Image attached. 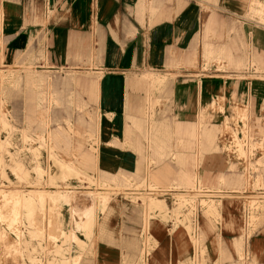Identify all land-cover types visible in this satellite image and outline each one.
<instances>
[{
  "label": "crops",
  "instance_id": "0c3cea01",
  "mask_svg": "<svg viewBox=\"0 0 264 264\" xmlns=\"http://www.w3.org/2000/svg\"><path fill=\"white\" fill-rule=\"evenodd\" d=\"M137 6L138 0H0V57L4 67L11 68L17 61H22L39 43L45 44L47 61L58 66L77 41L78 55L83 56L90 70L97 74V77L69 76L72 83L90 84L95 91L94 103L89 107L93 113L88 114L82 134L71 126L68 129L82 138H93L92 148L84 150L81 144L75 146L65 134L64 121H72V118L64 112L68 107L63 101L62 111L55 108L56 112L53 110L51 116H46L47 107L44 113L37 109V88L32 78L35 74H29L27 82L30 85L24 92L29 97L20 96L22 91L7 88L14 150L21 132L25 131L24 135L28 137L30 128L29 135L36 138L39 136L37 126L47 123L48 117L51 128L46 129L44 137L49 141L57 134V141L53 140L57 170L52 173L63 174L60 167L67 162L85 173L92 170L100 176H126L134 180L133 176L147 173L149 164L155 161L160 165L151 170L153 175H168L169 182L179 180L181 186L186 187L194 183L201 161V184L217 189L222 178L233 181L226 173L229 168L227 157L219 153L229 143L220 144L224 124L219 125L217 121L223 120L222 114L207 109L213 105L215 97H219L218 105L228 100L225 106L228 108L232 96L240 100L251 94L255 111L259 112L262 106L264 110V80H236L234 73L222 71H211L212 75L198 79L196 72L187 67L194 65L198 57L202 59L205 44L219 50L222 59L220 67L216 63L205 66L202 59V68L241 67L246 64V58L231 51L243 41L249 45L255 62L264 69V24L245 19L244 0H153L152 9L157 19L152 24H149V7L141 11ZM231 19L238 32V40L229 36L235 40V45L217 38L222 31H230ZM203 36L210 38L205 41ZM84 47H87L86 52ZM36 73V78L42 77L41 85H50L46 72ZM224 74L233 78H224ZM22 77L27 78L26 75ZM5 90L6 87L3 89L6 94ZM157 90L159 94H155ZM71 94L75 93L70 92L69 97ZM79 102L81 100L75 104ZM82 106L80 103L77 108ZM214 115L217 119L211 120V128L204 127V118ZM260 127L264 133V115ZM204 132L210 141H204ZM195 141L196 153L194 146L189 147ZM21 148L20 144L18 149ZM193 154L196 173L188 167ZM168 155L173 156L179 166L166 159ZM24 163L25 166L20 162L23 173L28 171L25 168H29V173L45 169L49 172L53 167L46 159H43L44 170L27 165V161ZM172 175H179V178H172ZM171 200L169 195L165 197L166 207L171 206ZM110 207L113 213L109 225L114 233L111 244L99 243L90 263L137 264L135 247L129 242L131 238L141 237L135 208L121 196L115 198ZM181 233L178 229L171 232L170 224L162 226L154 222L150 237L156 246L146 256L144 264H181L188 249L182 244ZM78 237L82 240L81 235ZM220 237L223 248L230 253V242L240 236L223 232ZM121 238L128 241L122 242ZM249 246L261 247L264 252V235L251 237ZM190 254L192 256L193 250ZM259 260L264 264V253Z\"/></svg>",
  "mask_w": 264,
  "mask_h": 264
},
{
  "label": "rangeland",
  "instance_id": "374dc122",
  "mask_svg": "<svg viewBox=\"0 0 264 264\" xmlns=\"http://www.w3.org/2000/svg\"><path fill=\"white\" fill-rule=\"evenodd\" d=\"M254 2L264 4V0H244V17L247 21L264 24V21L259 16L248 9L249 4ZM152 6L153 0H138V10L144 11L145 7H149L150 13L147 11L149 24H152L151 22L157 19ZM204 9L206 10V8ZM212 14L217 16L215 12H212ZM51 15L52 13H49V16ZM234 19L237 20V17H234ZM204 20L205 17L202 24H204ZM231 22L230 31L228 33L222 31L217 38L231 41V44L235 45V40H232L229 36L231 35L238 40V32L234 26L235 21L231 19ZM202 27L204 29V26ZM209 38V36H203L205 41ZM76 44L77 41L74 44L75 46H70L71 49L70 51L67 50L65 60L58 66H52L47 61L45 44L43 43H39L35 51H31L30 55L23 57L22 61H17L11 68L4 67L0 57L1 74L6 72L5 74L11 75L8 79L0 80V117L5 118V120L8 118L7 122H9L7 129L0 130V137L5 140V150L3 151L5 164L2 165L3 171L0 173L1 188L5 190L17 189L22 192H27L26 190L29 189L49 190L51 188L62 193L73 191V194L66 192L68 197L61 199L57 203L47 199L43 202L34 203L29 212L31 219L26 216L25 207L21 205L18 208V220L14 222H11L9 218L11 216L9 201L6 197V200L0 198V239L3 238L0 240V264H43V262H47L45 264H81L83 262L91 264L90 262L95 257L94 251L97 245L99 243L111 244L110 241L114 233L109 225V220L113 213L110 203L119 196L134 206V214L138 215L139 219L136 223L141 226V237L129 240L135 247L137 264H144V259L156 246V243L150 237L154 222H158L162 226L170 224L171 232L177 229L183 232L181 233L182 244L186 249L188 247L186 257L182 261L183 264H250L257 250L261 247H250L249 240L255 235H264V213H261L259 209V206H264V133L260 129L264 110L262 106L259 112L255 111V103L251 94L247 97L242 96L240 100L235 95L232 96L228 108L225 107L228 100L225 99L221 108L217 103L219 97H215L212 100L213 105L207 109H211L214 114H222L223 120L221 122H219L220 120L217 121L219 125H222V123L229 124V129L223 128L220 134V144H224L228 140L229 144L219 153L227 157L229 168L226 173L232 177L233 181L221 179L218 184L220 187L217 189L204 187L201 182L198 183L200 180H194L193 184L186 187L181 186L179 180L175 182L176 184L174 182V184H171L172 182H169L170 178L168 175L152 174L151 170L160 165L155 161H151L147 173L133 176L134 180L132 179V182L123 185H92L88 182V177L83 174L62 177L63 174L52 173L53 170H57L56 158L53 156V144L55 141L53 142L51 138L48 141L47 138L41 140L38 136L36 138L31 137L29 135L30 128L27 133L28 137L24 136V131L18 136L19 143L16 146V151L14 150V129L10 124L12 122L9 119L10 111L7 109L9 100L7 91L9 89L11 91H22L23 93L19 94L20 96L29 97V95L25 96L24 92L30 84L29 82L26 83V78L22 76L37 75V71L46 72L44 74H46L45 76L50 84L49 86L34 84L37 88V101L39 103V105L37 104V109L39 111L43 110L42 113H44V108L47 107L49 110H47L46 116H51L53 110L56 112L55 108H59L62 111L61 102L63 101L68 107L64 112L68 114L69 119L72 118V121H64L67 128L65 134L69 136L75 146L81 144L84 150L94 146L95 141L93 138L85 139L80 137L78 133L68 130L71 126L74 131L79 133L84 131L85 120L88 114L93 113V110H90L89 107L90 104L94 103L93 95L95 93L94 88L90 84L89 86L88 84L78 85L72 83L69 81V76L97 77V74L90 70L91 67L86 60L82 59L83 56L80 57L78 55L77 48L79 46ZM238 44L239 47L236 46L235 50L231 52L246 58V64L241 67L228 65L221 69H217L214 66L204 69L202 68V59L198 57L196 63L187 68L192 72H196L195 77L198 79L212 75L211 71H222L234 73L236 75L234 79L236 80L247 82L264 80V69L255 62L249 45H245L243 41H239ZM83 50L86 52L87 47H84ZM10 70L11 72H8ZM224 75V78H233L229 74ZM31 85L34 86L33 84ZM5 87L6 94L3 93ZM70 92L75 94H71L69 97ZM159 93V90L155 92V94ZM71 99H74V102H70ZM245 99L247 100L244 105ZM78 100H81V102L75 104ZM80 103L83 106L77 108ZM46 118L47 123L43 122V125L37 126L39 135L42 133L45 136L46 129L51 128V123L49 125L48 117ZM75 118H77V121ZM213 118L215 122L217 119L216 115L206 116L204 118V127L211 128L212 125L209 124L213 122L211 121ZM20 144L22 148L18 149ZM193 146L196 153V141L190 143L189 147ZM165 158L173 163L176 162L173 156L168 155ZM43 159L50 161L51 167L53 166L49 168V172L43 169ZM194 160L195 154L189 158L188 167L196 173ZM26 161L28 162L27 165L41 167L44 171L31 170L28 173L30 171L29 168H25L28 170L26 173L20 172L19 169L22 170L20 162L25 166L24 162ZM176 164L179 166V162H176ZM11 166L15 167V171ZM181 166L182 169L185 168V165ZM60 170L62 171L61 167ZM85 174L97 175V172L88 170ZM66 175H69V173ZM173 177L177 179L179 175H172ZM95 189L104 192L108 199L106 201L107 204H101L97 201L92 214L95 221L94 229L91 231L93 234L92 237L87 238L85 233L90 232L74 230V222L84 218V211L93 205V201L87 193ZM148 191L153 193L149 194ZM164 194L171 197V206L167 207V209L170 208V211L160 214L156 212V209H151L152 207L149 203L152 198L165 200ZM191 194L193 201L190 204L187 203L179 207L177 212H174L175 200L181 195ZM202 199L217 201L221 210L219 215L209 214L206 211V207L201 205L200 201ZM199 202L201 208L199 207ZM254 208L256 209L255 211H253ZM32 214H34V219ZM255 215L256 217L252 221ZM100 229L105 231L101 233ZM223 232L238 233L240 236L237 240L233 239L230 242V253L223 248L224 242L220 237V233ZM71 233L81 235L82 240L86 244L78 246L71 243ZM121 240L122 242L128 241L123 238ZM237 242L242 247L239 252L235 249ZM33 244L35 247L31 248ZM226 245H228L227 242ZM191 250H193L192 256L190 254ZM36 256L40 257L41 260L40 258L38 260L35 259ZM259 261L257 264H260Z\"/></svg>",
  "mask_w": 264,
  "mask_h": 264
},
{
  "label": "bare ground",
  "instance_id": "6f19581e",
  "mask_svg": "<svg viewBox=\"0 0 264 264\" xmlns=\"http://www.w3.org/2000/svg\"><path fill=\"white\" fill-rule=\"evenodd\" d=\"M248 9H250L253 13H255L257 16H259V18L261 20L264 21V4L263 3H260V2L250 3L249 6H248ZM202 59L204 61V65L205 66H209L210 63H216L219 66L220 63H221V59H222L221 58V52L219 50L216 51V49L213 48L211 45L205 44L203 46V48H202ZM1 73H2V69L0 70V80L6 79V78L8 79L9 77H11V75L5 74L6 72L3 73L4 75L1 74ZM34 76L35 75L32 76L33 84H38L40 86L41 82H42V77L40 75H39L38 78H36V76L35 77ZM28 80H29V77L27 76L26 83H27ZM222 104L223 103H220L221 108H222ZM241 122L243 123V121H241ZM7 125H9V123L5 120V118L0 117V130L1 129L2 130L7 129ZM228 127H229V124L225 123L223 128H228ZM221 132L222 131H220V134H221ZM25 133L26 132L24 131L23 134H25ZM49 135H51V134H49ZM38 138L41 139V140H44L45 137L43 135H39ZM199 138H200V136H199ZM203 138H204V141L205 140L206 141H210L211 140V138L209 139V136L206 137L205 132L203 133ZM53 140L57 141V134H55L53 136ZM227 142L229 143V140ZM224 147L226 148V146H224ZM4 150H5V140L0 139V173H1V171H3L2 165L5 164L4 154H3ZM238 151H240V150H238ZM200 164H201V161L198 164V175L195 178V180H199ZM61 167H62V170L64 171L62 177H66V176L71 177V176H74V175H77V174H83V175H86L88 177V182L90 184L96 185V186L97 185L98 186L99 185L100 186H110V185H114V184L123 185V184H128V183L133 181L130 177H126V176H122L121 178H115V175H111L109 177L102 176V175L101 176L100 175H94V176L93 175H88V174H85V172H83L79 168H77L73 163L64 162V163H62ZM12 169L14 170L15 167H12ZM19 171L22 172L21 169H19ZM4 172H5V170H4ZM65 172H67V173H65ZM68 173H69V175H66ZM222 180H225V179L222 178ZM200 182L201 181H199L198 183H200ZM172 184H174V183H172ZM189 185H187V186H189ZM106 190H109V189H106ZM203 191H205V190H203ZM66 192L62 193L59 190L46 191V190H38V189L27 190V192H22V191L17 190V189L16 190H9V189L5 190V189L1 188V186H0V198L6 200L5 199V197H6L7 200L9 201V204H10L11 216L9 218H10L11 222H14L15 220H18V214H19L18 208L21 205H23L25 207L26 216L28 218H30L29 217L30 208L32 207V205L34 203L43 202L46 199L49 200V201L57 203L61 199H66L68 197L67 193L73 194L72 193L73 191H71V192L69 191L67 193ZM87 194L92 199V201H93L92 204L93 205L90 208H88L86 211H84V218H82L80 221H76L75 220V222H74V230H78V231H81V232H90V233H85L86 237L90 238V237H92V234H93V233H91V231L94 229V226H95V224H94L95 221L93 220V217H92L93 210L95 209L94 207L96 206L97 201L99 203H101V204H103V203L107 204L106 201H107L108 198L106 197V194L104 192H101V191H99L97 189L92 190V191H88ZM73 198H74V196H73ZM192 201H193L192 194L191 195H184V196L181 195L180 197H178L175 200V205L176 206H175L174 212H177V209H179V207H181V206H183V205H185L187 203L190 204ZM200 202H201V205L203 207H206V211L209 214L219 215L221 210H220V206L218 205L217 201H214V200H211V199H202ZM200 202L198 204H199V207L201 208ZM48 204H49V202H48ZM149 204L152 207L151 209H156L157 210L156 212H159L160 214L161 213L165 214L168 211V209L166 207V204H165V202L162 199L152 198V199H150V203ZM259 209H260L261 213H264V206L263 205L259 206ZM255 210L256 209L254 208L253 211H255ZM6 211H8V210H6ZM257 212H259V211H257ZM33 215L34 214H32V218L34 219ZM255 217H256V215L253 217L252 221H254ZM45 224H46V222H45ZM46 226H47V224H46ZM49 229H50V227H49ZM100 231L102 232V231H104V229H102V230L100 229ZM70 237H71V243H73V244H76L78 246H82V245L86 244L84 240H81L78 237L77 233H71ZM1 239H3V238H1ZM239 242H237L236 247H235L237 252L241 251V248H242L241 244ZM263 253L264 252H263L262 248H259L257 250V253H256L255 257L250 261V264H257L259 258H261ZM80 257H82V256H80ZM181 264H183V262H181Z\"/></svg>",
  "mask_w": 264,
  "mask_h": 264
},
{
  "label": "built area",
  "instance_id": "2783aa9c",
  "mask_svg": "<svg viewBox=\"0 0 264 264\" xmlns=\"http://www.w3.org/2000/svg\"><path fill=\"white\" fill-rule=\"evenodd\" d=\"M149 194H152L153 192L152 191H148ZM164 197H167L168 195L167 194H164L163 195Z\"/></svg>",
  "mask_w": 264,
  "mask_h": 264
}]
</instances>
